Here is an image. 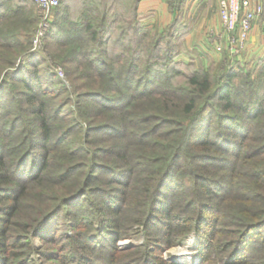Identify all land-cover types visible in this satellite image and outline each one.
I'll list each match as a JSON object with an SVG mask.
<instances>
[{
  "label": "trees",
  "instance_id": "16d2710c",
  "mask_svg": "<svg viewBox=\"0 0 264 264\" xmlns=\"http://www.w3.org/2000/svg\"><path fill=\"white\" fill-rule=\"evenodd\" d=\"M28 1L0 0V264H177L150 244L189 233L202 264L264 263V56L178 61L194 25L185 0H166L159 30L140 0H61L45 46L95 84L74 85L66 111L14 26ZM22 47L19 63L4 57ZM133 226L147 244L120 250Z\"/></svg>",
  "mask_w": 264,
  "mask_h": 264
},
{
  "label": "rangeland",
  "instance_id": "374dc122",
  "mask_svg": "<svg viewBox=\"0 0 264 264\" xmlns=\"http://www.w3.org/2000/svg\"><path fill=\"white\" fill-rule=\"evenodd\" d=\"M190 2V1H189ZM27 12L25 15H21L20 17H17V21L14 22V26L17 28V31L26 35L27 41H28V53H33L41 57V59L44 60L43 67H49V69L55 74L56 79H58L61 84L65 87L66 90V97L68 98V106L66 107V111H75V94L73 91V86H80V85H95L93 83V80L91 79H77L74 75H69L66 72V69L57 62L55 57L53 56V50H48L46 48V33L49 29L45 31L44 36L39 39L37 42L35 41V35L38 30V26L40 24V11L37 9V7L31 3L27 2ZM54 16V15H53ZM52 16V19H53ZM155 29L154 26L150 27ZM148 28V29H150ZM209 35V34H207ZM25 37V36H24ZM25 43V39L22 40ZM198 41L201 43V41L198 39ZM197 41V42H198ZM36 42V43H34ZM198 42V44H199ZM203 46V45H202ZM186 50L182 51L178 56L177 60L184 59L185 61H189L191 63V67L195 69H199V67H208L207 65L211 62H214L212 59V55H216V52H213L212 50L206 52L204 48H200L199 46L191 47L188 49V46L186 45ZM25 47H22V49H15L12 51L5 52L4 57L6 59H12L14 56H19L21 54V51L24 49H27ZM215 51V49H214ZM23 52V51H22ZM20 57H18L16 64L19 63ZM187 63V62H186ZM216 65L219 63L218 61L214 62ZM46 65V66H45ZM218 69L216 68L215 73L217 74ZM69 75V76H68ZM78 122L81 121L79 118H77ZM65 194V190H61L58 192H55L53 195L56 197H61ZM138 207V206H136ZM136 210V209H135ZM28 207H26L23 210L22 217H26L28 215ZM136 219H139V210H136L135 215ZM138 216V217H137ZM135 231V232H133ZM124 241V242H123ZM121 242V243H120ZM147 244V240L144 236L142 227L133 226L132 231H127L126 236L121 238L117 242V247L120 250H127L131 246H138L143 247ZM42 244L39 242V240L34 242V248L41 247ZM150 250L153 252V255L156 257H160L165 260H170L172 262H175L177 264H202L201 263V256L200 252L197 248V242L196 237L193 235V233H189L179 244H176L172 247L165 248L162 247L159 243H152L150 244ZM178 255L180 257H178ZM259 258L264 261V252H261L259 254ZM258 264H264L261 262H258Z\"/></svg>",
  "mask_w": 264,
  "mask_h": 264
},
{
  "label": "crops",
  "instance_id": "0c3cea01",
  "mask_svg": "<svg viewBox=\"0 0 264 264\" xmlns=\"http://www.w3.org/2000/svg\"><path fill=\"white\" fill-rule=\"evenodd\" d=\"M185 1L184 14L188 18L194 19L193 28L185 38L188 49L199 46L201 49L204 48L206 52L210 50L216 52L214 51L212 37L215 33L220 32L217 0ZM251 2L253 5L256 3L261 4L262 13L253 22L246 49L241 55L234 57L245 62L255 61L264 56V0H251ZM137 12L144 27L154 26L158 30L164 28L173 18L166 0H140ZM225 53H227L226 50L222 53L216 52V55L211 54L213 61L221 62Z\"/></svg>",
  "mask_w": 264,
  "mask_h": 264
},
{
  "label": "built area",
  "instance_id": "2783aa9c",
  "mask_svg": "<svg viewBox=\"0 0 264 264\" xmlns=\"http://www.w3.org/2000/svg\"><path fill=\"white\" fill-rule=\"evenodd\" d=\"M60 1L32 0L41 14L35 35L36 42L50 28L53 11ZM217 6L220 32L212 37L214 49L217 53L226 50L228 55L237 57L246 49L253 22L262 13V5L259 3L253 5L251 0H217Z\"/></svg>",
  "mask_w": 264,
  "mask_h": 264
},
{
  "label": "bare ground",
  "instance_id": "6f19581e",
  "mask_svg": "<svg viewBox=\"0 0 264 264\" xmlns=\"http://www.w3.org/2000/svg\"><path fill=\"white\" fill-rule=\"evenodd\" d=\"M124 242V241H123ZM121 243V242H120ZM178 257H180L179 255H178Z\"/></svg>",
  "mask_w": 264,
  "mask_h": 264
}]
</instances>
